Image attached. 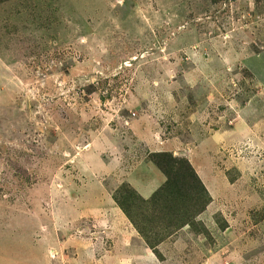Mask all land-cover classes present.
I'll return each mask as SVG.
<instances>
[{"label":"rangeland","instance_id":"rangeland-1","mask_svg":"<svg viewBox=\"0 0 264 264\" xmlns=\"http://www.w3.org/2000/svg\"><path fill=\"white\" fill-rule=\"evenodd\" d=\"M0 264H264V0L1 1Z\"/></svg>","mask_w":264,"mask_h":264},{"label":"trees","instance_id":"trees-1","mask_svg":"<svg viewBox=\"0 0 264 264\" xmlns=\"http://www.w3.org/2000/svg\"><path fill=\"white\" fill-rule=\"evenodd\" d=\"M151 158L155 166L166 176V182L150 199L144 202H152L155 207L161 205L168 221L173 220L181 227L190 225L189 216L193 218V216L199 215L209 204V192L203 181L187 159L177 157L172 152H157L152 154ZM205 196L208 197V200L204 202ZM199 201H201L200 204ZM124 204L121 201L118 202L119 207L134 223L127 205ZM139 229L148 242L147 233L142 228L139 227Z\"/></svg>","mask_w":264,"mask_h":264},{"label":"crops","instance_id":"crops-1","mask_svg":"<svg viewBox=\"0 0 264 264\" xmlns=\"http://www.w3.org/2000/svg\"><path fill=\"white\" fill-rule=\"evenodd\" d=\"M154 167H155V169H157V167L155 165H154ZM158 172L159 173H157L158 174L157 175V178H159V182H158V184H155L153 186L154 188L152 190L158 188L162 184V182L164 181V178L165 177H164L163 173H161L160 171H158ZM152 190L151 191H148V192H145L144 190H139V194L142 195V196H144V197H148V196H150L152 194Z\"/></svg>","mask_w":264,"mask_h":264}]
</instances>
